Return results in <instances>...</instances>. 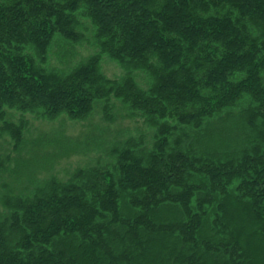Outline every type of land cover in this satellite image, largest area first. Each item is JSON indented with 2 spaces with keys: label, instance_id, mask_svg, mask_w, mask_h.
I'll use <instances>...</instances> for the list:
<instances>
[{
  "label": "trees",
  "instance_id": "1",
  "mask_svg": "<svg viewBox=\"0 0 264 264\" xmlns=\"http://www.w3.org/2000/svg\"><path fill=\"white\" fill-rule=\"evenodd\" d=\"M0 264H264V0H0Z\"/></svg>",
  "mask_w": 264,
  "mask_h": 264
},
{
  "label": "rangeland",
  "instance_id": "2",
  "mask_svg": "<svg viewBox=\"0 0 264 264\" xmlns=\"http://www.w3.org/2000/svg\"><path fill=\"white\" fill-rule=\"evenodd\" d=\"M102 68H103V72L108 77H115V76L119 75V72L117 71V69L109 63L103 64ZM97 121H99V120L97 118H94L93 122H97ZM124 125L127 126L128 124L125 123ZM58 128H59V124L57 122H54L52 124H47V125H42L40 123H34V122L32 123V131L34 134H36V133H49L53 129H58ZM64 131H65L66 135H68L70 137H75L82 132V126H81V124L77 125V124H72V123L66 122V124L64 126ZM76 161H78V160L76 159ZM66 162L67 161L60 162L61 164L57 166V167H59V170H60V168H66V169L68 168V166L66 165L67 164ZM74 162H75V160L70 161V163H74Z\"/></svg>",
  "mask_w": 264,
  "mask_h": 264
}]
</instances>
